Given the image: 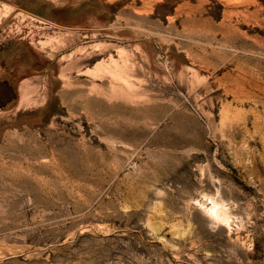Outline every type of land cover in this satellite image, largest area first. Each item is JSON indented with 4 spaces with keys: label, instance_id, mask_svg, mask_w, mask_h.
<instances>
[{
    "label": "rangeland",
    "instance_id": "1",
    "mask_svg": "<svg viewBox=\"0 0 264 264\" xmlns=\"http://www.w3.org/2000/svg\"><path fill=\"white\" fill-rule=\"evenodd\" d=\"M0 51V264H264V0H0Z\"/></svg>",
    "mask_w": 264,
    "mask_h": 264
},
{
    "label": "crops",
    "instance_id": "2",
    "mask_svg": "<svg viewBox=\"0 0 264 264\" xmlns=\"http://www.w3.org/2000/svg\"><path fill=\"white\" fill-rule=\"evenodd\" d=\"M8 53H3L0 51V86H9L10 88L13 87L12 78L8 75L10 73L11 65L8 58Z\"/></svg>",
    "mask_w": 264,
    "mask_h": 264
},
{
    "label": "bare ground",
    "instance_id": "3",
    "mask_svg": "<svg viewBox=\"0 0 264 264\" xmlns=\"http://www.w3.org/2000/svg\"><path fill=\"white\" fill-rule=\"evenodd\" d=\"M206 211L209 218L212 219H219L223 215V212L215 204H213V206H210Z\"/></svg>",
    "mask_w": 264,
    "mask_h": 264
}]
</instances>
